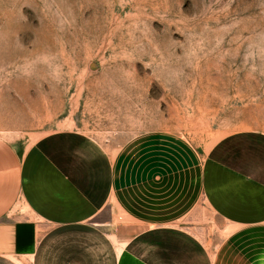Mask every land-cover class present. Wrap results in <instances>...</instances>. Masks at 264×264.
Wrapping results in <instances>:
<instances>
[{"label": "rangeland", "instance_id": "1", "mask_svg": "<svg viewBox=\"0 0 264 264\" xmlns=\"http://www.w3.org/2000/svg\"><path fill=\"white\" fill-rule=\"evenodd\" d=\"M64 135L264 140V0H0V139Z\"/></svg>", "mask_w": 264, "mask_h": 264}, {"label": "crops", "instance_id": "2", "mask_svg": "<svg viewBox=\"0 0 264 264\" xmlns=\"http://www.w3.org/2000/svg\"><path fill=\"white\" fill-rule=\"evenodd\" d=\"M0 264H264V140L0 139Z\"/></svg>", "mask_w": 264, "mask_h": 264}]
</instances>
